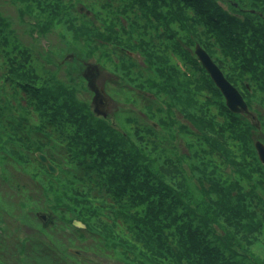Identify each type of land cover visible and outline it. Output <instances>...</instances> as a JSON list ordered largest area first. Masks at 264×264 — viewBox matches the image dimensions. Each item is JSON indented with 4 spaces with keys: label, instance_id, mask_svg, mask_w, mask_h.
Segmentation results:
<instances>
[{
    "label": "trees",
    "instance_id": "obj_1",
    "mask_svg": "<svg viewBox=\"0 0 264 264\" xmlns=\"http://www.w3.org/2000/svg\"><path fill=\"white\" fill-rule=\"evenodd\" d=\"M90 59L118 79L105 118ZM257 140L264 0H0V264H264Z\"/></svg>",
    "mask_w": 264,
    "mask_h": 264
},
{
    "label": "water",
    "instance_id": "obj_2",
    "mask_svg": "<svg viewBox=\"0 0 264 264\" xmlns=\"http://www.w3.org/2000/svg\"><path fill=\"white\" fill-rule=\"evenodd\" d=\"M194 52L196 56L199 58L201 64L206 69V71L209 73L211 79L214 81L216 86L221 91L222 95L225 98V104L228 107V109L233 113H245L247 115L251 114L248 112L247 105L242 99L241 95L237 92V90L224 78L221 71L218 69V67L213 63V61L210 59V57L207 55V53L198 45H195ZM98 68L95 65H90L85 74L84 77L87 81V85L90 88L91 91H93L94 96L92 98V104H94V112L96 114H101L103 116L106 115V112L102 110L103 106V99L99 92V90L95 87V80L98 76ZM255 149L258 154V158L261 161V163L264 166V145L257 141L255 142ZM38 159L43 162L50 173L55 174L56 169L55 167L48 161V159L42 155L37 154ZM79 225V223H76Z\"/></svg>",
    "mask_w": 264,
    "mask_h": 264
},
{
    "label": "rangeland",
    "instance_id": "obj_3",
    "mask_svg": "<svg viewBox=\"0 0 264 264\" xmlns=\"http://www.w3.org/2000/svg\"><path fill=\"white\" fill-rule=\"evenodd\" d=\"M3 9H5L10 14L13 13L12 12L13 11V8L11 10L6 5L3 7ZM12 15H14V14H12ZM49 37L51 39L49 42H51L52 44H58V40L55 38V34L52 33V34L49 35ZM45 40H44V38L43 39H39L38 40V43L40 45H46L48 43V41L47 40L45 41ZM84 63L86 65L87 64H91V63L93 64L94 61H93V59H90V60L84 61ZM84 67L85 66L83 65V69H84ZM98 68H99V76L97 77V80H96V83H97L98 87H102L104 85L106 87L107 82H113V83H115V82L118 81V79L115 78L114 76H112L107 70L101 68L100 66H98ZM83 69H82V71H83ZM107 99H109V98L107 97ZM114 105H115V101H113L112 104L110 105L109 112H111L110 109H112V106L114 107ZM182 149L184 150V148H182ZM29 229L33 232V229L31 227H29Z\"/></svg>",
    "mask_w": 264,
    "mask_h": 264
}]
</instances>
